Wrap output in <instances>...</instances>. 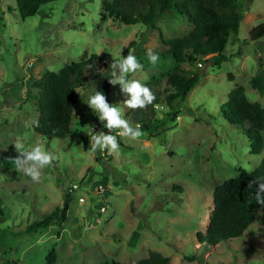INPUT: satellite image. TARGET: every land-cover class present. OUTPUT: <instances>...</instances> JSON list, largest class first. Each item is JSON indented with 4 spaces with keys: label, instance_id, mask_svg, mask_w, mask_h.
<instances>
[{
    "label": "rangeland",
    "instance_id": "374dc122",
    "mask_svg": "<svg viewBox=\"0 0 264 264\" xmlns=\"http://www.w3.org/2000/svg\"><path fill=\"white\" fill-rule=\"evenodd\" d=\"M102 1L49 0L21 18L15 0H0V264L133 262L151 249L167 255L166 264H264V206L254 210L239 236L210 247L194 237L205 229L213 186L239 169H253L264 154V128L262 147L252 152L247 122H236L220 110L236 85L243 87L247 100L264 105V34L249 36V29L264 21V0H240L243 17L237 31L228 34L218 64L202 61V56L180 63L200 75L185 98L173 104L175 118L167 120L168 107L160 97L148 115L150 129H141L144 135L136 141L117 136L120 151L111 155L91 151V136L109 130L88 107L92 94L87 87L77 89L64 137H46L26 127L38 114V88L30 80L80 59L83 52L112 63L134 50L143 69L128 79L144 84L151 78V89L162 94L163 74L173 61L159 55L153 66L147 51L164 46L160 36L181 35L191 24L172 10L160 15L156 27L101 19ZM108 98L133 126L135 112L125 106L119 85L109 84ZM93 123L99 131H92ZM18 140L26 148L42 144L57 156L42 170L40 183L10 163L18 155ZM67 181L79 188L65 194ZM98 183L104 187L102 197L93 191ZM79 194L83 201L77 200ZM64 199L63 221L27 228ZM100 204L106 205L104 211ZM191 253L194 259L186 256Z\"/></svg>",
    "mask_w": 264,
    "mask_h": 264
},
{
    "label": "trees",
    "instance_id": "16d2710c",
    "mask_svg": "<svg viewBox=\"0 0 264 264\" xmlns=\"http://www.w3.org/2000/svg\"><path fill=\"white\" fill-rule=\"evenodd\" d=\"M49 0H15L16 9L21 18L31 15L40 4ZM240 0H103L101 19L110 18L123 23L141 22L156 27L155 21L166 10H172L185 16L191 24L190 29L177 36L163 38L160 36L162 48L151 49L154 53L172 59V66L164 72L166 87L161 91L152 90L151 78L144 81L156 96L152 105L145 109L134 110L133 127L140 124L142 129H150L148 125L153 107L163 98L168 109L167 120L172 121L177 111L173 104L182 101L190 88L198 81L200 73L195 69L183 68L181 62H192L196 56L204 57L202 61L211 59L218 64L224 59L221 52L230 33H235L243 10ZM264 34V21L249 29L250 38ZM130 43V41L128 42ZM129 45V44H128ZM125 50V49H124ZM102 64V68L98 64ZM93 64V69H89ZM113 69L111 63L97 53L83 52L80 59L70 61L57 70H46L40 76L30 80L33 87L38 88L35 104L38 114L33 121L39 126H32L34 131L46 137H64L69 131L74 102L78 97V88L87 87L93 95L102 91L108 98V80ZM112 105V104H111ZM220 110L227 117L233 116L236 122L245 120V135L249 149L258 152L263 144L264 105L258 101H249L243 93V87L236 85L228 90L226 99L220 104ZM164 124L165 120H156ZM258 177H264V154L258 164L251 170L239 169L237 174L227 177L215 184L211 191V208L204 231L194 233L195 241L213 246L220 240H228L239 236L253 219L254 210L262 205L255 199L256 185L248 184ZM67 194V193H65ZM67 201L55 206L50 212L34 220L27 228L41 227L54 219L60 223L65 219ZM1 213V212H0ZM136 234V232H134ZM194 259L195 254L186 255ZM53 258V250L48 252ZM168 256L156 250H149L147 255L133 262L106 259L100 264H166Z\"/></svg>",
    "mask_w": 264,
    "mask_h": 264
},
{
    "label": "clouds",
    "instance_id": "9594fccd",
    "mask_svg": "<svg viewBox=\"0 0 264 264\" xmlns=\"http://www.w3.org/2000/svg\"><path fill=\"white\" fill-rule=\"evenodd\" d=\"M147 58L149 62L155 66L160 57L151 49L147 51ZM113 69L111 78L108 80L112 86L119 85L121 93L126 95L123 101L125 106L129 109H145L152 105L156 99L153 91L141 83L139 80H129V74H135L143 69V65L138 61L133 51H129L126 57L120 60H114L111 63ZM89 69H93V64H89ZM89 108L98 113V119L103 124V127L108 129V134L104 131L96 132L91 136V151L92 153L107 152L111 154H119L120 144L117 136L128 138L136 141L144 135L141 130L142 126L136 124L134 127L130 122L124 118L122 110L107 102L106 95L102 91H97L95 95L91 96L87 102ZM26 127L39 126L38 121L26 122ZM116 130V135L112 131ZM14 147L17 156L9 158L14 170L22 172L24 175L31 178L34 183H40L42 178V170L51 167L53 162L57 160V156L45 150L42 144L37 143L31 148H26L21 141H16ZM253 184L256 185L255 199L257 204L264 206V177H258L256 180L250 182L248 187L251 188Z\"/></svg>",
    "mask_w": 264,
    "mask_h": 264
},
{
    "label": "built area",
    "instance_id": "2783aa9c",
    "mask_svg": "<svg viewBox=\"0 0 264 264\" xmlns=\"http://www.w3.org/2000/svg\"><path fill=\"white\" fill-rule=\"evenodd\" d=\"M197 64L199 65L200 62H197ZM91 129L93 132L99 131L100 128L96 125V123H93L91 126ZM94 134V133H93ZM79 188V183L74 182V181H67L64 183V191L68 194L70 192H72L73 190H76ZM93 191H95L97 194H99L101 197L104 195V187L102 186L101 183H98L96 185L93 186ZM77 200L78 201H83L84 197L79 194L77 196ZM105 204H100L99 205V211H104L105 210Z\"/></svg>",
    "mask_w": 264,
    "mask_h": 264
},
{
    "label": "crops",
    "instance_id": "0c3cea01",
    "mask_svg": "<svg viewBox=\"0 0 264 264\" xmlns=\"http://www.w3.org/2000/svg\"><path fill=\"white\" fill-rule=\"evenodd\" d=\"M242 233H243V231H242Z\"/></svg>",
    "mask_w": 264,
    "mask_h": 264
}]
</instances>
